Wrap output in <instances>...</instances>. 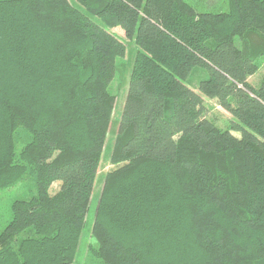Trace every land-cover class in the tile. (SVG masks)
<instances>
[{
    "label": "trees",
    "instance_id": "obj_1",
    "mask_svg": "<svg viewBox=\"0 0 264 264\" xmlns=\"http://www.w3.org/2000/svg\"><path fill=\"white\" fill-rule=\"evenodd\" d=\"M207 1L0 0V190L32 186L10 205L0 264L75 260L127 50L116 27L136 55L85 259L264 264V74L248 81L264 0Z\"/></svg>",
    "mask_w": 264,
    "mask_h": 264
},
{
    "label": "rangeland",
    "instance_id": "obj_2",
    "mask_svg": "<svg viewBox=\"0 0 264 264\" xmlns=\"http://www.w3.org/2000/svg\"><path fill=\"white\" fill-rule=\"evenodd\" d=\"M187 1L193 2L197 0H187ZM222 1L223 0H208L207 6L209 8H212L213 5L218 7L217 9H209L211 11L225 9L226 6L224 4H221ZM111 31L115 33L120 39L127 42V50L124 57L117 60L119 65L118 71L111 83V90L114 92L116 96L115 105L111 116V125L109 130L107 131L105 145L102 150L101 160L97 170L95 183L93 186L90 209L86 216L85 227L83 228V233L79 244V248L77 250L75 260L72 264H83L84 261L87 264H92V263L101 264L98 260H96L97 261L96 262L93 259H91L90 256H88L85 259V249H86V245L89 243L96 245L95 240L90 236V228L93 221L94 210L97 201L96 198L100 193L105 173L111 170L112 168H114L113 164H111L110 162V151L113 145L114 136L117 130V124L120 118V114L122 112V107L126 95L127 84H128L131 68L136 55V46L134 44V41L126 40L124 38L123 30L121 28L116 27L113 28ZM263 59L264 57H261L259 59L261 64L259 65L258 70L248 79L249 83L252 84L253 86H256L258 84V82L260 81L261 77L264 74V66L262 62ZM203 76H204V71L201 69H196L193 72H191L187 82L191 86H193L192 87L193 89H196L197 81ZM204 105H205L204 115L207 119L214 121L215 124L222 129L228 127L232 117L228 111L224 110L221 106L218 105L216 99L204 97ZM233 134L237 136L239 135L238 133L235 132ZM23 144H24V139L22 135H19V139H17L15 146L17 154L20 152ZM57 186L58 183H55L53 185V188L56 189ZM31 187H32L31 185H23L22 183L19 182L14 187L0 190V230L10 220L11 203L16 199L25 198L28 192H30Z\"/></svg>",
    "mask_w": 264,
    "mask_h": 264
}]
</instances>
